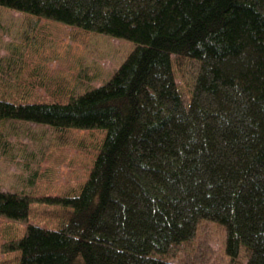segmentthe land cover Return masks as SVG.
I'll return each instance as SVG.
<instances>
[{
    "label": "trees",
    "instance_id": "16d2710c",
    "mask_svg": "<svg viewBox=\"0 0 264 264\" xmlns=\"http://www.w3.org/2000/svg\"><path fill=\"white\" fill-rule=\"evenodd\" d=\"M0 5L135 44L108 81L68 102L26 101L34 83L0 74V134L10 121L106 129L80 190L42 199L64 221L29 224L11 264H207L169 256L208 222L228 255L243 246L246 264H264V0ZM173 56L192 77L186 93ZM30 202L0 190V215L23 220Z\"/></svg>",
    "mask_w": 264,
    "mask_h": 264
},
{
    "label": "rangeland",
    "instance_id": "374dc122",
    "mask_svg": "<svg viewBox=\"0 0 264 264\" xmlns=\"http://www.w3.org/2000/svg\"><path fill=\"white\" fill-rule=\"evenodd\" d=\"M134 46L129 39L0 5V70H5L0 74L18 81L25 77L34 83L26 101L68 102L73 95L108 81ZM173 57L176 81L186 93L192 77L180 65L185 59ZM7 61L12 64L7 65ZM105 133L102 127L55 130L46 124L15 121L5 125L0 134V190L30 195L31 202L29 215L23 220L0 215V264L14 262L12 244L25 234L29 224L56 228L64 221L58 215L60 210L56 213L54 206L42 199L80 190ZM206 225V231L201 229L192 241L182 243L169 261L198 260L205 255L207 264H246L243 246L237 256L228 255L223 228L212 222Z\"/></svg>",
    "mask_w": 264,
    "mask_h": 264
}]
</instances>
